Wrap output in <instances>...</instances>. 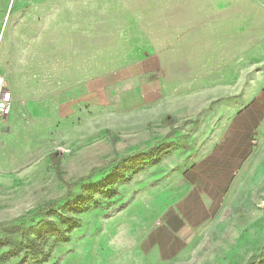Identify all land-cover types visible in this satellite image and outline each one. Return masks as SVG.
Instances as JSON below:
<instances>
[{"label": "rangeland", "instance_id": "obj_1", "mask_svg": "<svg viewBox=\"0 0 264 264\" xmlns=\"http://www.w3.org/2000/svg\"><path fill=\"white\" fill-rule=\"evenodd\" d=\"M0 73V264H264V0H0Z\"/></svg>", "mask_w": 264, "mask_h": 264}, {"label": "trees", "instance_id": "obj_2", "mask_svg": "<svg viewBox=\"0 0 264 264\" xmlns=\"http://www.w3.org/2000/svg\"><path fill=\"white\" fill-rule=\"evenodd\" d=\"M248 109V112H250V110L252 111L253 109H255V108H253V109H251V107H248L247 108ZM255 111V110H254ZM247 111L245 110V111H241L235 118V121H234V123H236V125H240L241 123H246V124H249L250 125V128L248 129V132H247V134L249 133V137H251V134H252V132H253V130H254V127L257 125V123H258V121H259V119H260V117L259 116H257L256 118H254V119H249L248 117H247ZM260 115V114H259ZM249 121V123H247ZM164 147L163 148H161V151L163 150L164 151ZM248 153V152H247ZM247 153L244 155V156H242V159L241 160H243V159H245V157L247 156ZM52 159H53V161H54V164H55V166L56 167H59V162H60V154L58 153V152H56V153H54V154H52ZM159 161L157 160V162L156 163H158ZM239 167V164L237 165V167H235L234 169H236V168H238ZM232 175H230V177H231ZM60 199L58 198V199H56L55 200V202L52 204V205H48V206H46V207H44L43 208V211H46V210H49V209H51L54 205H56V203L59 201ZM86 209V205L84 204V203H81V204H74L72 207H71V210H73V211H76V212H83L84 210ZM263 256H264V245H263V247H262V249H261V252H260V255H259V258L261 259V258H263ZM248 264H257V261H254L253 259H250V261H249V263Z\"/></svg>", "mask_w": 264, "mask_h": 264}, {"label": "built area", "instance_id": "obj_3", "mask_svg": "<svg viewBox=\"0 0 264 264\" xmlns=\"http://www.w3.org/2000/svg\"><path fill=\"white\" fill-rule=\"evenodd\" d=\"M13 93L9 88L5 76L0 73V122L9 119L13 110Z\"/></svg>", "mask_w": 264, "mask_h": 264}, {"label": "crops", "instance_id": "obj_4", "mask_svg": "<svg viewBox=\"0 0 264 264\" xmlns=\"http://www.w3.org/2000/svg\"><path fill=\"white\" fill-rule=\"evenodd\" d=\"M230 128L231 127H229V129H227V131H225V135H224V137H223V139H225L226 138V135H227V133H229L228 131H230ZM210 132V130L208 131V133ZM218 138V137H217ZM217 138H215V144L217 143L216 141H217ZM222 139V140H223ZM220 144V143H219ZM209 147H205V148H202V150L201 149H199V148H197L198 150V155H199V157H201V159L198 161V159H196V161H191L190 163H194V164H196L197 165V167H198V165L199 164H202V163H205L206 161H208V159L210 160V159H212V157H214L218 152H219V150H220V148L218 149V146L216 145V147H214L213 149H208ZM205 149H207V150H205ZM210 150H212L211 152H210ZM209 152V153H208ZM219 163V162H218ZM196 167V168H197ZM234 171H235V169H234V166H233V168L231 167V175H232V177H233V173H234ZM229 172V171H228ZM184 173H186V175H187V171H185Z\"/></svg>", "mask_w": 264, "mask_h": 264}]
</instances>
